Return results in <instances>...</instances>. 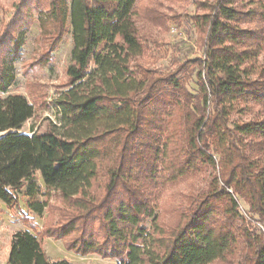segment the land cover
Returning <instances> with one entry per match:
<instances>
[{"label": "trees", "instance_id": "trees-1", "mask_svg": "<svg viewBox=\"0 0 264 264\" xmlns=\"http://www.w3.org/2000/svg\"><path fill=\"white\" fill-rule=\"evenodd\" d=\"M137 1H46L38 21L50 50L67 22L73 41L68 89L55 101L62 131L20 132L32 103L20 94L0 98V201L18 205L25 187L28 208L41 215L47 203L36 198L39 172L44 195L54 190L65 205L44 232L76 254L95 252L118 264H264V234L254 225L264 226V119L230 120L237 104L264 108V64L257 61L263 31L238 21L241 13L262 19L264 0H257L263 10L249 12L235 7L240 0H215L208 13L192 16L204 58L162 76L131 68L143 49L133 20ZM31 3L41 0H20L0 36V93L15 83L20 11ZM189 63L198 67L194 93L180 77ZM245 138L259 157L245 153ZM203 162L216 173L162 223L143 185L178 181ZM10 243L8 264H72L49 260L27 230Z\"/></svg>", "mask_w": 264, "mask_h": 264}, {"label": "rangeland", "instance_id": "rangeland-1", "mask_svg": "<svg viewBox=\"0 0 264 264\" xmlns=\"http://www.w3.org/2000/svg\"><path fill=\"white\" fill-rule=\"evenodd\" d=\"M46 1L41 0L38 6L31 3L28 7H21L20 14L24 15L25 22L23 45L19 51L18 59L13 63L15 72V83L5 93H0V98L8 94H20L32 103L33 115L22 124L19 130L22 133L30 134L31 130L44 133L46 130L56 126V132L62 131L60 114L55 106L59 93L68 89L67 66L71 64L70 51L73 46L71 40V27L67 22V32L50 50L48 37L41 36L38 18L41 11L46 8ZM215 0H138L136 3V15L133 20L137 28L138 39L143 45L142 54L131 61V68L135 72L142 71L148 75H165L174 71L179 64L194 59H203L204 51L202 40L198 33L192 16L208 13L209 6ZM20 0H0V36L7 30L8 24L17 12ZM235 7L242 12H249L259 7L257 0H240ZM238 21L240 26L251 30H262L264 37V15L252 16V14L241 13ZM21 28V27H20ZM19 28V29H20ZM15 29V33L19 30ZM49 51H51L49 53ZM257 61L264 64V49L257 56ZM189 71L180 74L181 79L190 92L197 88L195 72L196 65L189 63ZM95 65L91 62L89 70ZM140 70V71H139ZM142 70V71H141ZM250 77L255 78L254 75ZM244 106L237 104V110L230 115L231 121H250L253 118L264 119V108L254 105ZM1 135V133H0ZM243 149L245 153L253 157H259L253 150H256L254 143L248 138L244 139ZM138 168L134 169V173ZM216 170L206 165L205 162L196 171L175 182L162 181L157 184L143 185L144 195L148 196L155 214L160 215L162 223H168L174 218L177 210L186 209L191 196L204 190L211 175ZM35 177L40 192L36 196L41 201H46L47 206L41 215L32 212L27 206L24 196L25 187L19 191V204L9 207L0 201V264H8L7 254L10 249L11 237L20 230H27L36 235L42 243L45 255L49 260L66 259L72 264H118L120 260L112 257H102L92 252L88 254H76L68 250L62 241L47 237L44 232L49 226L57 224L60 216L59 211L65 210V205L56 191L50 190L45 194L44 185L40 173L36 172ZM101 180V178H99ZM142 184L140 183V187ZM241 203V210L243 211ZM151 218H145L143 224L146 228L151 226ZM257 232L264 234L259 223H254ZM263 226V224L261 225ZM264 227V226H263Z\"/></svg>", "mask_w": 264, "mask_h": 264}, {"label": "built area", "instance_id": "built-area-1", "mask_svg": "<svg viewBox=\"0 0 264 264\" xmlns=\"http://www.w3.org/2000/svg\"><path fill=\"white\" fill-rule=\"evenodd\" d=\"M260 229L262 230V232L264 231V227L259 225Z\"/></svg>", "mask_w": 264, "mask_h": 264}]
</instances>
